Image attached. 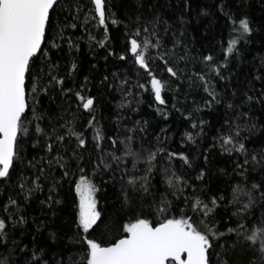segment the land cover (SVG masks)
<instances>
[{
	"label": "snow or ice",
	"instance_id": "snow-or-ice-1",
	"mask_svg": "<svg viewBox=\"0 0 264 264\" xmlns=\"http://www.w3.org/2000/svg\"><path fill=\"white\" fill-rule=\"evenodd\" d=\"M181 3L180 14L169 22L157 14L154 7L150 8L151 16L144 15V0H136V14L128 17L129 23H125L124 49L118 58L121 61L131 58L133 64L144 71L145 82L137 80L136 88L150 92L158 105H167L171 99L172 108L191 120L193 113L185 115L187 109L182 101H187L192 89L199 88L207 94V98L201 99L203 108L210 110L222 102L213 81L228 79L224 71L228 69L229 54L239 53L237 45L241 40L247 43L254 28L246 14L226 11L227 6L221 3L219 10L226 16L233 34L226 43L224 62H219L212 54L198 51L194 54L191 41L186 39L191 0H181ZM88 5L81 0H0V185L12 184L15 175V187L27 202L36 193H42L50 179L48 194L40 203L52 210L54 205L61 203L55 197L61 181L75 175L79 177L73 181L78 196V210L72 221L74 231L71 235L65 234L69 244L79 251L67 254V260L63 259L64 254H59L61 258L57 259L56 253L49 255L48 246L29 248L21 246L14 237L10 238V230L25 225L27 220L20 214L19 198L9 196L7 203L0 206L4 213L0 215V249L4 250L0 264H264V179L257 181L249 176V169L256 175H264L253 167L261 164L264 168V150L249 153L244 142L248 137L242 135L244 132L251 134L257 128L250 110L255 104L264 106V68L254 76L261 85L258 90L253 85L243 93L239 103L227 104V109L234 115L232 119H223L220 134L214 137L223 153L243 157L242 161L234 162V171L242 182L232 187L228 200L235 209L232 213L235 219L230 217L232 226L226 227V236L211 219L226 197L212 196L205 202L195 195L194 186L174 167L177 159L191 167L189 156L168 151L159 137L157 145L160 146L145 147L142 142L137 150L133 144L136 128L130 129V134L120 140L105 137L102 128L96 127L93 154L85 159L88 141L83 131H76L69 126L70 122H65L61 125L63 131L53 130L49 135L40 126L39 121L43 119L37 109L40 97L46 95L54 99L50 94L57 88L62 96H74L77 108H82L91 117L87 128L98 123L95 116L98 97L85 94L90 93L88 78L85 77V84L73 93L71 88L65 87V82L78 65L73 62L69 72L62 76L59 61L53 59L56 52L63 51L65 43L69 50H79V38H74L76 31L83 30L89 41H95L103 48L109 38V21L111 25L124 23L113 11V0H88ZM199 14L208 15V11L202 8ZM93 21L102 26L104 39L96 40L89 31L88 26ZM109 55L116 53L109 52ZM122 84L126 87L128 81ZM168 92L172 93L170 98ZM232 95L237 93L234 91ZM201 105H197L195 111H201ZM246 108L248 111L244 110ZM34 121L35 134L45 137L42 147L46 149V156L39 160L28 159L22 147L27 142L25 138L31 134L29 125ZM206 123L200 118L192 122L193 128H199L197 135L204 133ZM165 131L161 129V132ZM186 135L188 140L196 143L191 133ZM72 138H75V147L69 149L67 145ZM105 139L111 141L113 149L121 151L122 155H117L116 151L106 152L102 147ZM39 143L37 140L36 144ZM204 158L207 162V156ZM85 165L92 169L91 179ZM73 167L77 172H70ZM33 170L32 176L26 175ZM156 171L163 174L167 185L163 194L157 193L152 183ZM105 175L108 180H103ZM205 175L201 170L196 179L203 181ZM96 176L101 177V183L120 182L122 203L130 211L128 221L119 225L118 234L111 241L95 235L101 225L108 227L97 207L96 194L100 188L94 182ZM190 188L191 197L188 195ZM179 200H183L187 208L174 215L173 203ZM136 205L141 209L139 213ZM145 205L152 210L155 220L143 214ZM256 208L260 209L259 215L254 211ZM52 214L55 216V211ZM43 226L41 222L38 227ZM50 236L55 243L57 234Z\"/></svg>",
	"mask_w": 264,
	"mask_h": 264
},
{
	"label": "trees",
	"instance_id": "trees-1",
	"mask_svg": "<svg viewBox=\"0 0 264 264\" xmlns=\"http://www.w3.org/2000/svg\"><path fill=\"white\" fill-rule=\"evenodd\" d=\"M81 2L88 5V0H81ZM113 3V11L124 23L111 25L109 21V38L105 47H99L95 41H89L87 33L80 30L75 32L74 37L79 38V50H69L65 43L63 51L56 52L53 57L60 63L59 74L62 76L69 72L73 62L78 65L77 70L65 82V87L71 88L73 93L80 90V86L85 84V77L88 78L87 88L90 93L85 94L98 97L95 109L98 123L93 128H87V121L91 117L84 113L82 108H77L74 96L71 94L67 97L62 96L57 88L50 94L54 99H50L46 95L40 97V104L37 105L39 114L43 116V119L39 121L40 126L49 135L53 133V130L63 131L61 125L65 122H70L69 126L76 131H83L88 141V147L84 151L85 159L93 154V146L96 143L93 136L96 127L102 128L105 137L119 138L120 140L130 134V129L136 128L133 144L137 150L140 149L142 142L145 147L160 146L157 145L159 137L163 141L162 146L168 151L183 152L189 156L191 167L184 165L179 159L174 162V167L178 174L185 176L188 183L194 186L195 195L205 199V202L212 196L224 195L226 197L211 219L218 225L220 231H225L227 236L226 227L232 226L230 217L232 220L235 219L232 216L235 209L228 204V200L231 199L232 187L242 182L234 171V162L242 161L243 157L235 153L231 156L223 153L219 142L214 137H218L220 134L223 119L225 117L232 119L234 115L232 110L227 109V104L229 102L239 103L245 91H248L253 85L256 90L261 86L259 81L254 80V76L258 74V70L264 68V64H262L264 62V0H191V10L187 13L186 39L191 41L195 50L194 54L197 51L205 55L212 54L219 62H224L226 43L233 34L226 16L219 10L221 3L227 6L226 11L235 12L237 15L246 14L253 21L254 28L247 43L241 40L237 45L239 53L229 54L228 69L224 71V75L228 79L213 81L216 84V91L222 97V102L210 110L203 108L201 99L207 98V94L199 88L192 89L187 101H182L187 109L185 115L187 112L193 113L191 120L185 119L180 112L172 108L171 99L167 105H158L154 102L150 92L135 87L137 80L141 83L145 82L144 71L138 65H134L131 58L121 61L118 57L124 49L125 23H129L128 17L136 14V0H113ZM144 3L146 5L144 15L151 16L150 8L154 7L156 13L169 22L180 14L182 8L181 0H144ZM88 6L91 7V5ZM202 8L207 9L208 15L199 14ZM88 27L96 40L104 39L102 26H98L93 21ZM109 52H115L116 55H109ZM125 80L128 81L126 87L122 84ZM234 91L237 93L236 96L232 95ZM171 95V92L167 93V97L170 98ZM197 105L202 107L199 112L195 111ZM244 110L248 111L247 108ZM250 114L257 122V128L251 134L244 132L242 135L248 137L244 142L249 153H261L264 150V127H261L264 125V106L253 105ZM197 118L207 122L204 126V133L201 135H197L199 128L192 127V122ZM35 123L34 121L32 125H29L31 134L25 138L27 142L22 147L28 159L35 157L39 160L40 157L46 156V149L42 147L45 137L42 134L40 136L35 134ZM140 128H144L145 131H139ZM161 129H166V131L161 132ZM187 133L193 135L196 143L188 140ZM165 136L166 140H164ZM37 140L40 141L39 144H36ZM34 144L35 147H33ZM67 146L69 149L74 148L75 138H72ZM102 147L106 152L116 151L113 149L111 141L107 139L102 142ZM116 154L122 155V152L116 151ZM205 156H207V162ZM128 167L131 168V162L128 163ZM140 167L143 168L144 164L141 163ZM253 167L264 172L261 164L253 165ZM85 168L91 179L93 176L91 167L85 165ZM201 170L206 173L203 181L196 179ZM33 172L34 170L26 175L32 176ZM70 172H77V169L73 167ZM249 176L257 181L264 179V175H256L251 172V169H249ZM154 177L152 183L155 186V191L159 194L165 193L167 185L164 183L163 174L156 171ZM78 178V175H75L66 181H61V187L55 193L56 199H59L61 203L54 205L52 210L40 203L48 194V186L52 183L50 179L46 183L44 191L36 193L27 202L20 196L19 189L15 187V175L12 184L0 185V206L7 203L9 196L19 198L20 214H23L27 220L25 225L10 230V238L14 237L21 246L27 245L29 248L37 245L48 246L50 248L49 255L56 253L57 259L61 258L59 254H64L63 259L67 260V254L78 252L79 250L75 246L69 244L65 235H71L74 231L72 221L78 210V196L73 181ZM103 180H108V175L103 176ZM94 182L100 188L96 194L97 207L108 225L107 228L101 225L95 235L101 240L111 241L116 238L119 225L128 221L130 211L128 206L122 203L119 181L116 183L109 181L105 184L101 183L100 176H96ZM188 195L190 197L193 195L191 188L188 190ZM168 199H172L171 195L168 196ZM135 207L139 213L140 207L138 205ZM186 208L183 200L175 201L172 214L178 215L180 209ZM53 211H55V216L52 214ZM254 211L258 215L260 214L259 208ZM151 213L152 210L145 205L143 214L149 219L155 220L156 217ZM0 215H4V213L0 211ZM189 215L192 213L189 212ZM41 222L44 226L38 227ZM51 233H56L58 236L55 243L51 240ZM2 254H4V250L0 249V255Z\"/></svg>",
	"mask_w": 264,
	"mask_h": 264
}]
</instances>
